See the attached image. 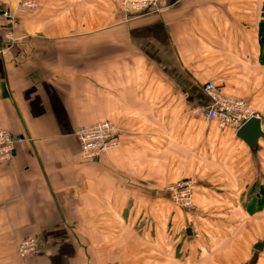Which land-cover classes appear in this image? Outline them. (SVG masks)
<instances>
[{
	"label": "crops",
	"instance_id": "crops-1",
	"mask_svg": "<svg viewBox=\"0 0 264 264\" xmlns=\"http://www.w3.org/2000/svg\"><path fill=\"white\" fill-rule=\"evenodd\" d=\"M20 1L0 0V129L27 139L0 165V264L26 237V264H264V136L193 113L214 81L264 132V0ZM106 120L120 146L83 159L77 129Z\"/></svg>",
	"mask_w": 264,
	"mask_h": 264
},
{
	"label": "built area",
	"instance_id": "built-area-1",
	"mask_svg": "<svg viewBox=\"0 0 264 264\" xmlns=\"http://www.w3.org/2000/svg\"><path fill=\"white\" fill-rule=\"evenodd\" d=\"M159 0H122L121 9L127 13H144L157 9ZM39 7L35 0H25L18 6L22 13H33ZM9 37L14 39L13 34ZM7 47H0V56L6 55ZM204 90L210 99V103L193 109L196 116L203 117L206 121H217L220 126L241 127L248 119L257 116L250 109L248 103L240 98H235L224 93L223 88L214 81H208ZM122 128L112 121H101L91 125L81 126L76 131L80 142V153L83 159H97L107 155L112 149L120 146V133ZM27 139L15 137L7 129H0V165L10 161L18 145ZM196 180L184 178L170 185L167 191L171 200L180 208L192 209ZM37 237H26L18 247L20 257L19 264H26V259L38 250ZM121 264V263H107Z\"/></svg>",
	"mask_w": 264,
	"mask_h": 264
},
{
	"label": "water",
	"instance_id": "water-1",
	"mask_svg": "<svg viewBox=\"0 0 264 264\" xmlns=\"http://www.w3.org/2000/svg\"><path fill=\"white\" fill-rule=\"evenodd\" d=\"M238 135L243 138L248 145L256 147L259 139L264 136L262 130V119L258 116H253L248 119L241 127L238 128ZM263 243L257 245V249H261Z\"/></svg>",
	"mask_w": 264,
	"mask_h": 264
},
{
	"label": "trees",
	"instance_id": "trees-1",
	"mask_svg": "<svg viewBox=\"0 0 264 264\" xmlns=\"http://www.w3.org/2000/svg\"><path fill=\"white\" fill-rule=\"evenodd\" d=\"M260 41H261V44L263 46L262 58L264 60V29L262 31V35L260 37ZM260 194H261V197H259L258 201H259V208H262L264 206V185L260 189Z\"/></svg>",
	"mask_w": 264,
	"mask_h": 264
},
{
	"label": "rangeland",
	"instance_id": "rangeland-1",
	"mask_svg": "<svg viewBox=\"0 0 264 264\" xmlns=\"http://www.w3.org/2000/svg\"><path fill=\"white\" fill-rule=\"evenodd\" d=\"M23 1H25V0H21L20 2H19V4L20 3H22ZM27 1H29V0H27ZM36 1V0H35ZM121 2H122V0H121ZM39 8V7H38ZM38 8L36 9V10H34L33 11V13H35L37 10H38ZM122 10V9H121ZM123 11V10H122ZM124 12H126V11H124ZM263 29H264V6H263V9H262V16H261V20H260V23H259V34H260V37H261V35H262V31H263ZM22 242V241H21ZM20 245V244H19ZM19 247V246H18Z\"/></svg>",
	"mask_w": 264,
	"mask_h": 264
}]
</instances>
